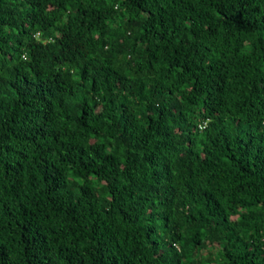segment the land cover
<instances>
[{
	"label": "trees",
	"instance_id": "1",
	"mask_svg": "<svg viewBox=\"0 0 264 264\" xmlns=\"http://www.w3.org/2000/svg\"><path fill=\"white\" fill-rule=\"evenodd\" d=\"M0 264H264V0H0Z\"/></svg>",
	"mask_w": 264,
	"mask_h": 264
},
{
	"label": "clouds",
	"instance_id": "2",
	"mask_svg": "<svg viewBox=\"0 0 264 264\" xmlns=\"http://www.w3.org/2000/svg\"><path fill=\"white\" fill-rule=\"evenodd\" d=\"M200 127H206V121H204V122H202V123H200Z\"/></svg>",
	"mask_w": 264,
	"mask_h": 264
}]
</instances>
